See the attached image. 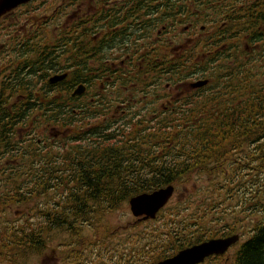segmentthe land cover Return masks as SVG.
<instances>
[{"label":"flooded vegetation","instance_id":"af4514ba","mask_svg":"<svg viewBox=\"0 0 264 264\" xmlns=\"http://www.w3.org/2000/svg\"><path fill=\"white\" fill-rule=\"evenodd\" d=\"M235 4L243 2L28 0L0 15V264H155L232 235L238 238L225 251L192 264H240L242 246L257 224L264 229V217L250 231L235 221L197 223L195 232L178 234L190 239L182 247L155 248L143 237L123 252L118 226L57 223L48 205L59 213L65 192L56 180L43 185V163H63L65 151L74 157L76 118L89 119L80 139L95 143L118 133L123 120L168 118L182 109L186 93L201 95V87L190 86L200 72L170 83L171 56L201 55L204 38L230 37ZM225 49L220 44L214 52ZM88 227L92 236L83 232Z\"/></svg>","mask_w":264,"mask_h":264},{"label":"trees","instance_id":"16d2710c","mask_svg":"<svg viewBox=\"0 0 264 264\" xmlns=\"http://www.w3.org/2000/svg\"><path fill=\"white\" fill-rule=\"evenodd\" d=\"M239 1L243 4L234 5L230 37L204 38L201 55L171 56L172 85L199 72L208 80L201 95L185 94L181 110L168 118L123 120L118 133H107L95 143L80 139L89 119H75L73 159L65 151L63 163H43V185L56 180L59 191L65 192L57 198L59 213L48 205L57 223H71L70 218L75 223H101L107 211L123 207L139 193L185 183L193 175L225 174L227 163L236 169L238 163H257L258 168L264 163V0ZM220 44L226 49L216 54ZM98 123L104 128L105 122ZM116 134L119 139L110 137ZM169 218L165 223L173 226L171 232L159 236L162 231L154 230L151 246L174 249L189 243L178 235L185 231L182 219ZM185 221L204 223L196 214ZM261 227L257 224L242 246L240 264L247 256L250 264H264Z\"/></svg>","mask_w":264,"mask_h":264},{"label":"rangeland","instance_id":"374dc122","mask_svg":"<svg viewBox=\"0 0 264 264\" xmlns=\"http://www.w3.org/2000/svg\"><path fill=\"white\" fill-rule=\"evenodd\" d=\"M238 164L240 168L236 169L233 163H227L225 174L216 172L212 177L193 175L187 182L177 184L178 187L168 204L154 218L138 220V217L132 215L126 203L121 208L107 211L102 222L97 224H109L111 229L118 226L115 241L121 243L123 252L132 249L133 243L140 241V238L153 239L157 235L154 230H157V233L165 232L159 236L171 232L173 226L165 223L169 221L170 215H177L182 219L180 227L187 234L195 232L199 227L194 225L193 221L190 224L185 221L195 214L204 223H210V226L235 221L238 230L243 228L250 231L252 224L264 217V163L259 168L257 163ZM226 173H229V176H226ZM201 200L205 202L199 207ZM83 232L87 236L93 235L89 227ZM89 233L91 235H88ZM208 233L209 231H206L204 234ZM95 239L93 237L91 240ZM92 249L87 246L83 251L88 254Z\"/></svg>","mask_w":264,"mask_h":264},{"label":"water","instance_id":"95a60500","mask_svg":"<svg viewBox=\"0 0 264 264\" xmlns=\"http://www.w3.org/2000/svg\"><path fill=\"white\" fill-rule=\"evenodd\" d=\"M27 1L28 0H0V15L11 8H14L18 4L25 3ZM62 77L63 75H60L53 78V80H58ZM207 82V79H200L192 82L190 85L197 88L206 85ZM80 92V88L75 91V93ZM173 190L174 187L172 185H167L152 192L141 193L131 197L128 203L132 215L137 216L144 214L143 219L154 218L158 210L162 208L171 197ZM237 238V235H232L227 238L209 239L191 247L182 249L173 256L158 261L155 264H192L200 261L207 255L225 251L229 245L237 240Z\"/></svg>","mask_w":264,"mask_h":264},{"label":"bare ground","instance_id":"6f19581e","mask_svg":"<svg viewBox=\"0 0 264 264\" xmlns=\"http://www.w3.org/2000/svg\"><path fill=\"white\" fill-rule=\"evenodd\" d=\"M139 197H141V196H139ZM139 197H137V198H139ZM141 199V198H140ZM139 200V199H138ZM130 206H131V202H130ZM144 214H142V215H137V216H143Z\"/></svg>","mask_w":264,"mask_h":264}]
</instances>
